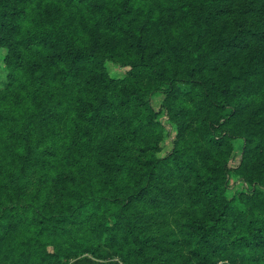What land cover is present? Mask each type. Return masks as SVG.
Returning a JSON list of instances; mask_svg holds the SVG:
<instances>
[{
    "label": "trees",
    "instance_id": "trees-1",
    "mask_svg": "<svg viewBox=\"0 0 264 264\" xmlns=\"http://www.w3.org/2000/svg\"><path fill=\"white\" fill-rule=\"evenodd\" d=\"M243 5L264 0H0V264H264V29Z\"/></svg>",
    "mask_w": 264,
    "mask_h": 264
},
{
    "label": "rangeland",
    "instance_id": "rangeland-1",
    "mask_svg": "<svg viewBox=\"0 0 264 264\" xmlns=\"http://www.w3.org/2000/svg\"><path fill=\"white\" fill-rule=\"evenodd\" d=\"M243 4V3H242ZM243 9V14L246 16L247 18V26H249L252 30H261L264 29V9L262 10H255L254 13H248L247 10L245 9L244 5L242 7ZM2 56H3V51L0 50V91L5 87L6 85V78H5V70L2 68ZM107 71L109 73V75L113 78H122L124 77V70L121 69V67L114 63V62H109L107 63ZM162 96L161 95H155L152 98V105L154 106V108L156 110L159 109V104L161 101ZM166 122L163 120V124H165ZM167 132H170V134L172 136H174L171 128H167L166 130ZM233 147H234V158L233 160L230 162V166L231 167H236L238 165V162L240 161V155H241V148H242V140L238 139L235 142H233ZM171 145H170V139H168L163 146V150L160 153V157H164L169 151H170ZM230 184L232 185V190H238L241 188H245L247 189L248 186L244 183L238 180L237 177H231L230 179ZM181 208H186V206L181 205ZM173 222L171 217H165L162 221H160L157 224V232H163L166 231L170 228H173ZM49 251H51V248H48ZM80 259V257L76 258V259H72L70 260L68 263H64V264H74V262L76 260ZM102 262H106V263H117V264H121L119 262V260L114 257L111 253H108L106 256V259Z\"/></svg>",
    "mask_w": 264,
    "mask_h": 264
}]
</instances>
